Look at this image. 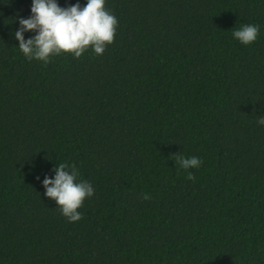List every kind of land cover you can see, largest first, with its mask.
I'll list each match as a JSON object with an SVG mask.
<instances>
[{
	"label": "trees",
	"instance_id": "trees-1",
	"mask_svg": "<svg viewBox=\"0 0 264 264\" xmlns=\"http://www.w3.org/2000/svg\"><path fill=\"white\" fill-rule=\"evenodd\" d=\"M31 3L0 0V264H264V0H106L114 43L47 65ZM60 163L95 189L78 222L44 196Z\"/></svg>",
	"mask_w": 264,
	"mask_h": 264
},
{
	"label": "clouds",
	"instance_id": "clouds-1",
	"mask_svg": "<svg viewBox=\"0 0 264 264\" xmlns=\"http://www.w3.org/2000/svg\"><path fill=\"white\" fill-rule=\"evenodd\" d=\"M105 4L106 0H86L83 7L79 2L61 7L57 0H32L30 16L18 18L19 28L14 36L19 50L27 60L42 61L45 65L54 56L62 54H71L79 59L90 47L96 55H103L107 46L114 43L119 25L118 18ZM26 32L34 35L25 39ZM259 33V25L246 24L233 31L232 36L247 46L256 42ZM257 123L264 125V116ZM174 155L176 162L185 170L199 168L203 163L196 156ZM53 171L54 177L45 175L42 181L44 196L56 202L68 222L82 220L83 214L78 209L83 207L86 198L94 195V187L87 180L78 179L79 171L75 164L60 163ZM186 179L195 181L196 177L188 172ZM142 198L151 199L147 193L142 194Z\"/></svg>",
	"mask_w": 264,
	"mask_h": 264
}]
</instances>
